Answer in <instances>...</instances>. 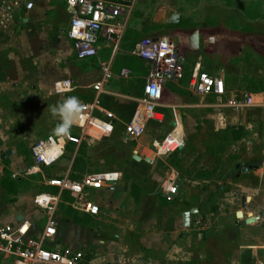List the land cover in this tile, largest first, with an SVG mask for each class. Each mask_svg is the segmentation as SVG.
Instances as JSON below:
<instances>
[{"label": "rangeland", "instance_id": "1", "mask_svg": "<svg viewBox=\"0 0 264 264\" xmlns=\"http://www.w3.org/2000/svg\"><path fill=\"white\" fill-rule=\"evenodd\" d=\"M227 1L126 2L129 9L121 43L104 41L95 58L79 61L66 38L69 12L65 0H40L28 15L15 7L17 0H0V149L13 147L16 151L13 158L0 164V205L20 200L24 213L34 218L31 200L36 193L48 190L44 179L26 176L17 181L11 176L25 175L31 145L54 132L59 117L50 114L52 104L67 96H76L80 102L99 96L101 108L118 118L114 135L86 142L74 165L75 152L65 151L45 172L46 178L62 176L70 167L72 179L86 173H120L117 187L110 191L109 186L98 200L102 210L98 218L74 211L67 205L74 197L62 195L57 211L58 241L79 256L77 264H159L162 246L179 248L173 252L176 258L172 264H264L261 224L251 229L253 235L246 244L238 239L231 246L217 242L199 245V238L209 236L214 226L234 225L232 202L236 203L240 195L248 199L244 209L255 213L264 196V175L259 168L264 0ZM25 17L30 18L29 23H24ZM181 29H199L210 45L178 48L184 75L179 82L166 85L162 110L182 125L184 147L174 154L155 156L151 143L165 135L166 125L149 126L137 139L123 137V126L141 96L149 68L146 61L130 52L144 38L174 37ZM209 34L217 35L210 38ZM197 61L209 75L225 79V95L202 97L189 92V73ZM106 63L113 72L125 68L131 75L113 76L97 93L93 86L102 80ZM38 81L42 83L37 87ZM249 95L252 100L248 105ZM233 100L241 105H231ZM238 163L256 165L257 171L242 173L232 184ZM169 182L183 185L173 200L161 191L163 184L170 186ZM220 186H225V193L219 192ZM223 200L228 203L226 210L220 209ZM187 208L200 209L205 229L200 231L194 224V233L181 241L180 234H186L181 212ZM258 240L262 243L254 242Z\"/></svg>", "mask_w": 264, "mask_h": 264}, {"label": "built area", "instance_id": "2", "mask_svg": "<svg viewBox=\"0 0 264 264\" xmlns=\"http://www.w3.org/2000/svg\"><path fill=\"white\" fill-rule=\"evenodd\" d=\"M69 12L66 36L70 40L74 57L79 61L95 58L102 42L119 45L126 31V12L133 0H65ZM34 0H27L30 9ZM130 54L149 64L148 72L140 98L123 126V137L137 139L145 134L149 126L166 125L165 135L155 138L152 151L155 156L179 152L184 147V132L180 122L166 116L162 110V101L166 85L179 82L184 75V60L178 52V46L169 36H151L138 41ZM103 78L93 88L97 93L114 77L129 78L131 70L120 69L113 72L110 64L102 66ZM264 81V76H263ZM66 83L65 86H67ZM189 92L193 95L221 97L226 94V83L220 76L205 72L201 61H197L188 80ZM99 96L92 101L81 102L82 114L74 124L69 135L61 136L50 132L31 145L32 163L26 169L25 176H39L44 179L48 190L33 196L34 207L39 210L43 220L41 230L33 234L32 223L28 218L20 220L17 227H0V254L10 264H77L78 255L69 247L59 245L56 236L59 228L57 210L64 193L74 197L67 205L73 210L97 217L101 213L99 193L116 184L118 172H94L81 175L78 179L70 177V167L65 175L45 177L50 169L63 156L65 151L75 152L86 142H97L111 138L118 126L117 117L104 111ZM246 103H251L249 95ZM233 106L241 104L235 100ZM172 123H174L172 125ZM180 125V126H179ZM262 156L259 164L264 175V104L262 107ZM74 156V159H75ZM73 159V161H74ZM72 161V162H73ZM71 162V164H73ZM54 189V191H49ZM166 193L176 194L177 184H171ZM260 221L264 224V196L259 210ZM61 246V247H58Z\"/></svg>", "mask_w": 264, "mask_h": 264}, {"label": "crops", "instance_id": "3", "mask_svg": "<svg viewBox=\"0 0 264 264\" xmlns=\"http://www.w3.org/2000/svg\"><path fill=\"white\" fill-rule=\"evenodd\" d=\"M224 1L228 2L227 0H224ZM26 2H27V0H17V5L15 7H18L17 8L18 11H22L23 10L25 12L24 14L28 15V14L32 13V11L35 9L37 3L40 2V0H34V5L30 9L26 8ZM9 5H12V3L10 2ZM29 19H30L29 17H25L23 19L24 23L25 22L29 23ZM198 30H196L197 32H194L195 29L190 30V31L189 30L183 31V29H181L179 31L180 33L176 34L174 37H171V38L173 39L174 42L176 41L178 43L177 44L178 48H180L182 50L186 49V48H190L191 46H194V47L198 48V47H201V46L205 47L207 45H210V43L208 41L207 42L204 41L203 34L200 31L198 32ZM215 35H217V34H209L208 36L211 38V37H213ZM66 38H67V36H66ZM193 52H195V51H193ZM40 83H42V81H38L37 82V87H38V85ZM226 91H227V84H226ZM134 106H135V104L133 105L132 110H133ZM132 110L130 111V113H128L127 119L129 118ZM117 120H118V118H117ZM7 149H12L13 150V154L11 156L6 157L4 160L0 159V164L6 163L8 158H13L16 155V151H15V149L13 147H6V148H3V149H0V155L2 153H4ZM30 154H31V150H30ZM31 163H32V159L30 161V164ZM238 173H237L236 176L231 177L232 184H236L240 180V178H241L240 175H242V173H240L239 175H238ZM11 177L13 179L17 180V181H20L21 179L26 178L25 175L21 176V175H17V174L12 175ZM171 184H176V183L169 182V185H171ZM117 185H118V182L116 184L113 183L112 184V189L110 191L115 189L117 187ZM0 186H2L1 177H0ZM182 186H183L182 183L180 185H178V191H177L176 194H174V197L171 198L172 200L180 193V191L183 190ZM238 186L244 188V184H238ZM165 189H166L165 188V184H163L162 187H161V191H163V193L166 196V198H169V197H167V195L169 193H166ZM106 190L109 191L107 188H105L103 191H101L99 193L100 199L103 197V195L106 192ZM219 192L225 193V186L224 187L220 186V191ZM240 198H241V195L239 196V199L236 201V203H235V201L232 202V208L234 207V211H232L234 213V225H232V226L231 225L221 226L219 229H217L218 228L217 226H214L212 228V233L209 236L204 237V239L203 238H199V240L201 241V242L199 241L200 242L199 245L210 246V245L214 244L215 242H217L218 244H221V246H231V244L232 243H236L238 241V239H239V242H245L244 244H246V243L249 242V238H251L252 235H253V232L251 231V229L254 226L259 225V224L264 225V224L261 223L260 220H258L257 222H253L251 224H246L245 223V219L243 218L244 215H247V216H258L259 215V211L255 213V212H252V211L251 212L247 211L244 208H242L241 207ZM31 202H32L33 209H35L34 218L31 215H28V214L24 213V210H22L23 205L20 204V200L16 201L15 203H5V204L0 205V227L13 229V228L17 227V225L19 224L21 219L28 218L31 221V223H32L31 229H32L33 234H37L41 230V227L43 225V220H42L41 217H38L39 216V210L34 207L33 198L31 200ZM61 202H62V199H61ZM247 202H248V200H247ZM227 204L228 203L226 201H224V200L221 201L220 202V209L221 210H226L227 209L226 208ZM74 211H76V210H74ZM76 212H78L81 215H87V214L81 213L79 211H76ZM184 212H189L190 213V216H189L190 220H189V225L188 226H184L183 225L182 215H183ZM101 214H102V210H101V213H100L99 216H101ZM199 214H200V209H198V208H187L186 210H183L181 212V224H182L183 228L186 230V234H184V233L182 234L181 233L180 236H179V239L181 241L183 239H186V237L189 236V234L194 233L193 232L194 231L193 230V225L194 224H198V228H199L198 230H200V231L205 229L204 227H202L204 224H203V222L201 220V216ZM87 216H89V215H87ZM99 216H97V217L89 216V217L95 219V218H98ZM242 220L244 221L243 222L244 224L241 222ZM243 225H245L244 229L242 228ZM239 227H241L240 230H239ZM59 235H60V222H59V228H58V232H57V236H56V241H57V243L59 245L65 246L64 244H60L59 243V241H58ZM254 242L262 243L261 240L254 241ZM252 246H255V245H252ZM58 247H61V246H58ZM178 249L179 248L177 246H162V251L160 252V263L159 264H172L174 262L173 259L176 258V255L173 254V252L177 251ZM145 260L146 259H144V257H143V261L144 262H145ZM0 264H10V263H8L6 261V259L0 254ZM146 264H147V262H146ZM149 264H152V263H149ZM153 264H157V263H153Z\"/></svg>", "mask_w": 264, "mask_h": 264}, {"label": "clouds", "instance_id": "4", "mask_svg": "<svg viewBox=\"0 0 264 264\" xmlns=\"http://www.w3.org/2000/svg\"><path fill=\"white\" fill-rule=\"evenodd\" d=\"M48 94L52 95V92L49 91ZM49 111L52 116L59 117V122L54 128L55 134L67 136L81 117L82 105L78 97L67 96L59 103L52 104Z\"/></svg>", "mask_w": 264, "mask_h": 264}, {"label": "water", "instance_id": "5", "mask_svg": "<svg viewBox=\"0 0 264 264\" xmlns=\"http://www.w3.org/2000/svg\"><path fill=\"white\" fill-rule=\"evenodd\" d=\"M177 21V20H176ZM172 39V38H171ZM173 40V39H172ZM175 44L177 45L178 43L175 41ZM174 123H172L173 125ZM13 154V150L12 149H7L4 153H2L0 155V159L4 160L6 157L11 156ZM236 169L238 170V175L240 173H246L249 170H257V166L252 165L250 163H244V164H236ZM167 197L169 198H173L174 195L173 194H168ZM247 197L245 195H242L240 198V202H241V207L244 208L246 206V202H247ZM190 213L189 212H184L182 215V221H183V225L184 226H188L189 225V218ZM243 218L245 219V223L246 224H251L253 222H257L258 220H260L261 216H247L244 215Z\"/></svg>", "mask_w": 264, "mask_h": 264}, {"label": "trees", "instance_id": "6", "mask_svg": "<svg viewBox=\"0 0 264 264\" xmlns=\"http://www.w3.org/2000/svg\"><path fill=\"white\" fill-rule=\"evenodd\" d=\"M188 80H189V78H188ZM83 145H84V144H83ZM83 145L79 148V150H78V152H77V155L79 154V156H80L81 149H82ZM77 155H76V156H77ZM76 156H75V159H74V161H73V165H74L75 162H77V159H78V157H79V156H77V157H76ZM75 160H76V161H75ZM73 165H72V167H73Z\"/></svg>", "mask_w": 264, "mask_h": 264}]
</instances>
